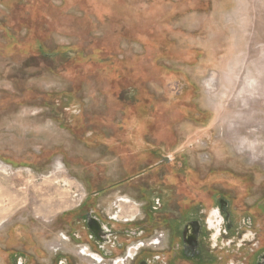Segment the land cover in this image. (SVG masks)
Segmentation results:
<instances>
[{
	"label": "rangeland",
	"instance_id": "1",
	"mask_svg": "<svg viewBox=\"0 0 264 264\" xmlns=\"http://www.w3.org/2000/svg\"><path fill=\"white\" fill-rule=\"evenodd\" d=\"M133 126L164 153L249 177L258 196L264 0H0V243L124 177L126 158L84 133L116 143Z\"/></svg>",
	"mask_w": 264,
	"mask_h": 264
},
{
	"label": "flooded vegetation",
	"instance_id": "2",
	"mask_svg": "<svg viewBox=\"0 0 264 264\" xmlns=\"http://www.w3.org/2000/svg\"><path fill=\"white\" fill-rule=\"evenodd\" d=\"M184 85L171 84L172 97H185ZM70 99L62 97V108ZM200 115L186 117L200 123ZM145 131L133 126L116 143L102 130L84 133L89 144L126 158L125 176L90 189L39 231L8 230L0 264H264V190L254 197L249 184H239L247 176L188 160L183 150L164 153Z\"/></svg>",
	"mask_w": 264,
	"mask_h": 264
}]
</instances>
